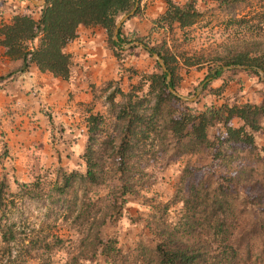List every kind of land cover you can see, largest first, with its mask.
I'll list each match as a JSON object with an SVG mask.
<instances>
[{
  "label": "rangeland",
  "instance_id": "rangeland-1",
  "mask_svg": "<svg viewBox=\"0 0 264 264\" xmlns=\"http://www.w3.org/2000/svg\"><path fill=\"white\" fill-rule=\"evenodd\" d=\"M0 1L11 3L16 0ZM35 1L40 3L41 0ZM174 1L183 6L191 0ZM24 2L31 5L34 14L42 7L31 0ZM163 4L164 11L154 1L143 3L141 0L140 12L135 17L141 19V23L145 19L149 23L143 25L145 36L135 33L125 35L131 43L125 44L126 53L119 60L123 77L98 90L105 92V97L100 100L97 110H89L92 112L84 117H73L68 127L63 128L69 133V141H75L79 134L85 137L86 145L80 157H75V153L67 147L64 152L69 156L64 167L39 164L34 174L17 173L15 167H6L4 161H0V215L8 214V222L16 223L19 228L32 230L44 227L49 233L59 234L66 242L64 249L53 254L57 264H65L75 256L88 257L91 261L85 264H109L101 250L92 260L93 248L81 247L82 241L90 244L98 235L105 242L116 241L123 253L118 264H152L155 243L153 230L149 228L152 218L163 205L169 204V218L174 221L180 219L182 198L187 194L186 186L189 183L213 185L215 188V183L227 182L228 186L221 185L229 188V193H236L232 195L236 199V208L241 211L236 245L255 246L257 252L264 250V117L261 120V131L255 133L253 147L230 144L225 140L212 147L199 146L195 141L190 143V140L181 145L171 138L163 140L164 134L158 140L152 137L142 147L136 148L137 156L128 165L135 173L133 176H145L137 191L127 196L122 216L110 218L109 204L98 201L99 197L107 198L109 194L111 198L122 201L118 194L119 174L114 165L119 160H115L114 155L120 143L123 125L117 121L116 112L125 99L117 92L129 93L134 89L140 97L146 95L152 85L149 77L160 75L163 71L144 46L170 58L176 77L175 91L183 97L195 99L186 104H176L179 109L199 113L213 106L260 104L264 98V74L260 70L256 71L259 73L257 75L247 68L226 66V61H217L226 57L227 49L238 45L229 22L264 11V0H246L231 6H221L218 0H196L201 18L193 27L186 29H181L179 24L169 26L163 20L168 9L166 3ZM215 67L223 68L218 79L214 78ZM110 97H113L115 106L109 101ZM150 105L149 102L143 108L148 109ZM92 115L101 119L95 124L94 132L90 131L93 127L89 120ZM2 119L0 115L1 127ZM164 119L160 120L159 125L164 124ZM231 124L239 127L242 122L235 119ZM1 127L0 140L6 151L7 133ZM57 135L61 137L62 131H58ZM217 136H227L223 123L209 129L211 141ZM90 137L93 138L91 143L96 156L104 159L100 175L104 184L88 190L76 184L75 189H68L65 196L58 194L54 187L57 183H63L65 175L75 171L85 173L87 166L83 157ZM217 149H221V157ZM0 158L7 159L5 155ZM37 184L40 189L34 187ZM28 191L39 193L40 197L32 198ZM84 191H89L88 199L84 197ZM81 211H84L82 219ZM104 218L107 224L101 227Z\"/></svg>",
  "mask_w": 264,
  "mask_h": 264
},
{
  "label": "trees",
  "instance_id": "trees-1",
  "mask_svg": "<svg viewBox=\"0 0 264 264\" xmlns=\"http://www.w3.org/2000/svg\"><path fill=\"white\" fill-rule=\"evenodd\" d=\"M162 1L168 7L163 20L169 26L179 24L181 29H186L199 22L201 13L196 8V0H191L183 6L174 0ZM245 1L218 0L221 6H231ZM140 3L141 0H47L45 5L39 8V20H36L35 14L29 11L32 14L17 13L11 23H3L0 28V47L6 50V56L9 58L23 62L20 70L22 73L27 71L31 64H35L43 73L49 72L56 78L69 80L74 62L73 56L66 52V48L77 38L78 28L81 25L104 28L109 46L117 59L122 60V55L126 53L125 44L131 43L123 31L127 21L120 29L118 42L114 40V33L121 19L131 14L137 5V11L131 18L138 15ZM229 25L238 45L227 49L226 57L217 61L224 60L226 66H239L252 72L260 70L264 73V11H257L231 21ZM144 49L151 55L158 54L164 60L168 73L158 63L163 71L160 75L153 74L149 77L155 87L151 85L146 95L141 97L134 89L129 93L117 92L125 99L116 112L117 121L123 125L120 143L115 148L114 155V159L119 160L115 161L114 165L117 166L119 174L118 194L122 201L119 198H111L110 194L107 198H98V201L109 204L110 218L122 216L127 196L135 193L142 185L145 175L133 176L135 173L128 165L133 157L137 156L136 148L142 147L141 145L152 137L158 140L164 134L163 140L171 138L181 145L190 140V143L195 141L199 146L212 147L225 140L226 143L253 147L255 133L262 129L264 98L260 104L213 106L199 113L179 109L176 104L182 105L189 101L182 100L170 91V88L177 89L170 58L147 46H144ZM218 68L215 67L214 75L217 79L223 72V68ZM256 74L259 75L257 72ZM169 75L172 76L170 82ZM9 76L0 77V83ZM113 97H110L109 101L115 106ZM149 102L150 107L143 108ZM163 118L164 124L161 126L159 122ZM235 119L242 122L239 127L231 124ZM89 120L93 126L90 131L94 132L95 124L101 119L92 115ZM218 123H223L227 136L224 138L217 136L211 141L209 129ZM92 140L90 137L83 157L87 166L85 173L75 171L65 175L63 183H57L54 187L58 194L65 196L69 192L68 189H75L76 184L86 190L104 184L100 177L104 159L96 156ZM217 150L221 157V149ZM222 182L221 184L228 186L227 182ZM221 184L217 182L213 188V185L211 187L201 183L198 185L189 183L186 186L187 194L182 198V216L176 221L169 218V204L163 205L157 211L149 227L153 230L152 235L155 238L152 264H264V250L257 252L255 246L236 245L235 238L240 229L241 211L236 208V199L232 195L236 193H229V188L226 189ZM34 187L40 189L38 184ZM28 194L32 198L40 197L39 193L28 191ZM88 196L89 191H84V197L88 199ZM7 217L9 215L6 213L0 215V264H34L35 261L36 264H57L53 254L64 249L66 242L59 234L49 233L44 227L32 230L19 228L16 223L8 222ZM82 218L84 211H81ZM106 224L107 219L104 218L101 227ZM83 245L88 249L93 248L92 260L100 250L109 264H118L123 256L116 241L105 242L99 235L90 244L82 241L81 247ZM89 261L91 260L88 257L75 256L65 264H85Z\"/></svg>",
  "mask_w": 264,
  "mask_h": 264
},
{
  "label": "crops",
  "instance_id": "crops-1",
  "mask_svg": "<svg viewBox=\"0 0 264 264\" xmlns=\"http://www.w3.org/2000/svg\"><path fill=\"white\" fill-rule=\"evenodd\" d=\"M142 1H154L164 11L161 0ZM31 9L25 2L0 1V27L11 23L15 14H27ZM35 19H40L39 12ZM146 23L148 20L141 23L135 17L124 26V34L145 36L143 25ZM66 52L73 56L74 62L69 80L43 73L35 64L22 73L23 62L9 58L0 47V77L10 75L0 83V115L3 116L0 127L7 133L6 151L0 140V157L5 155L7 159L0 158V161L6 167H15L17 173L34 174L39 164L64 167L69 156L64 152L67 147L75 157H80L86 145L85 137L79 134L75 141H69V133L63 128L68 127L73 117H84L92 112L89 110H97L105 97V92L98 90L123 77L119 60L102 27L81 25ZM60 130L62 135L58 137Z\"/></svg>",
  "mask_w": 264,
  "mask_h": 264
},
{
  "label": "water",
  "instance_id": "water-1",
  "mask_svg": "<svg viewBox=\"0 0 264 264\" xmlns=\"http://www.w3.org/2000/svg\"><path fill=\"white\" fill-rule=\"evenodd\" d=\"M31 1H32L35 5L43 6V5H45V3H46L47 0H41L40 3H38V2L35 1V0H31ZM137 8H138V5H137V7L135 8V10H134L131 14L126 15V16H125V17H124V18L118 23L117 28H116L115 33H114V40H115V41H117V42L119 41V32H120L121 27L123 26V24L125 23V21H127L128 19H130L131 16L135 14V12L137 11ZM153 57H154V59L157 61V63H159V64L162 66V68L164 69V71H165L166 73H168V69H167V67H166V64H165L164 60L161 59L160 56H159L158 54H153ZM260 73H261L262 75L264 74L262 71H260ZM171 79H172V76L169 75V76H168V82H170ZM203 87H204V85H203L201 88L203 89ZM170 91H171L172 94H174L175 96L181 98V99L184 100V101H193V100H195V99H188V98H186V97H183V96L180 95L177 91H175L173 88H170ZM195 98H196V97H195Z\"/></svg>",
  "mask_w": 264,
  "mask_h": 264
}]
</instances>
